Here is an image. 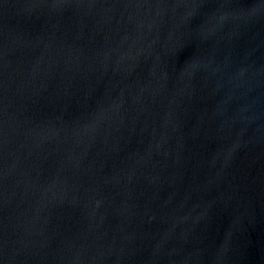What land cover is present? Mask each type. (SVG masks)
Here are the masks:
<instances>
[{
    "label": "water",
    "instance_id": "1",
    "mask_svg": "<svg viewBox=\"0 0 264 264\" xmlns=\"http://www.w3.org/2000/svg\"><path fill=\"white\" fill-rule=\"evenodd\" d=\"M0 264H264V0H0Z\"/></svg>",
    "mask_w": 264,
    "mask_h": 264
}]
</instances>
